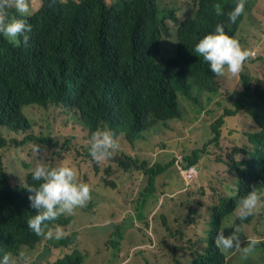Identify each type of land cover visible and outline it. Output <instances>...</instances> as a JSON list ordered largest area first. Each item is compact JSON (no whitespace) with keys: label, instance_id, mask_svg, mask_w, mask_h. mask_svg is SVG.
Listing matches in <instances>:
<instances>
[{"label":"trees","instance_id":"1","mask_svg":"<svg viewBox=\"0 0 264 264\" xmlns=\"http://www.w3.org/2000/svg\"><path fill=\"white\" fill-rule=\"evenodd\" d=\"M215 2L221 6L226 32L249 50L238 35L239 25L250 10L249 0L244 1V12L235 23L229 20L228 13L237 0H200L196 15L181 22L177 33L165 23L168 5L159 9L156 0H28L31 15L26 17L14 8L7 9L10 16L31 24L32 30L27 43H13L0 36V127L13 132L28 130L31 122L25 116L26 106L56 105L74 134L63 142L50 133L31 135L21 143L28 145L34 159L45 154L67 162L56 165L74 168L78 181L89 185L90 199L72 214L47 222L53 230L57 226L63 229L62 239L30 235L25 225L36 210L29 206L26 186L39 182L22 169L35 163L25 159L16 169L5 167L0 161V254L3 249L19 254L22 249L30 250L41 243L42 260L33 264H85L90 250L81 247L77 230L65 232L79 213L76 225L81 228L92 231L91 226L96 224L98 231L111 230L105 244L116 257L129 227L145 222L147 229L140 230L139 244L147 246L143 251L163 264H228L237 254L240 264H263L264 136L254 134L255 150L249 146L230 150L225 139L232 129L228 116L245 109L253 111L255 119L264 126V78H257L255 85L246 84L244 90L239 89L231 97L229 81L233 83L239 77H218L207 62L202 64L199 58L186 53L199 33L215 27ZM227 100L229 104L225 106ZM209 119L212 121L203 127L204 138L179 139L176 147L181 153H171L163 165L148 169L145 160L124 149L126 143L135 147L140 139H146L149 130L158 134V124L192 131L194 124ZM102 129L113 131L119 148L112 156L96 161L90 156L89 141L94 131ZM6 144L0 136V147ZM165 146V142L159 145ZM252 163L263 168L254 170ZM173 164L179 165L186 187L191 169L200 176L206 175L205 181L196 180L201 198L182 202L186 209L183 220L175 216L176 224L162 213L164 188L154 183L155 177ZM213 167L222 168L226 174L220 170L211 172ZM145 172L149 179L141 185L135 178ZM127 174L131 182L125 181ZM251 188L261 199L253 214L240 220L238 201ZM102 207L107 213H101ZM123 209L126 213L121 221H114ZM160 218L165 230H160L157 243L154 232ZM197 219L208 227L207 237L194 240L203 241L205 246L200 254L191 252L195 256L191 263L192 236L188 228ZM225 224L239 229L241 246L247 237L261 241L247 259L238 250L224 251L215 245L217 229ZM232 227L224 228L225 235L234 230ZM132 244L131 241L129 245ZM61 246L72 248L50 261L52 248ZM148 256L147 264H153Z\"/></svg>","mask_w":264,"mask_h":264},{"label":"rangeland","instance_id":"2","mask_svg":"<svg viewBox=\"0 0 264 264\" xmlns=\"http://www.w3.org/2000/svg\"><path fill=\"white\" fill-rule=\"evenodd\" d=\"M115 0H109L110 3ZM162 4L171 6H179L180 9L178 13L180 15L192 4L193 0H160ZM245 1V0H244ZM251 3L250 10L246 13L244 20L239 25L238 35L246 41L249 47L252 49L255 61L249 64L246 68L245 74H247L253 80L257 78H264V0H249ZM242 84L241 79H237L235 82L229 81L228 92L231 93V97L239 90ZM229 101L227 100L224 105L227 106ZM222 108V107H221ZM222 111H220L221 113ZM25 114L31 120V128L25 131L13 132L5 128L0 127V136H2L7 144L0 147V161L3 166L8 168H19L21 161L29 159L32 163H38L40 161L52 164H62L67 162L56 161L50 158V155L43 154L39 159H34L32 151L28 148L27 144L21 143L28 136H41L43 133H50L59 142H63L66 138L72 136L74 131L72 128L66 126L65 115L56 105L40 106L37 104L29 105L25 107ZM218 115V114H217ZM215 118V117H214ZM232 122V129L227 132V137L225 139V144L231 149L233 148H245L247 146L253 147L255 150V145L252 142L250 136L254 135L259 131L255 126L254 122L251 120L248 114L245 112H240L238 114H232L228 116ZM212 120L209 119L206 122L194 124L192 131H183L181 128L176 130L169 129L167 127L163 128L161 124L159 127L158 134L152 133L146 139H140L135 147L130 144H125L124 149L133 155L139 156L141 160L146 161L147 168L150 169L153 166L163 165L171 158V153H181L176 147L177 141L180 139L186 141L185 137L191 138H204L203 127ZM196 127V128H195ZM211 132V127L209 128ZM252 139L255 140L254 137ZM166 143L165 148L159 147V145ZM225 157L226 153H222ZM254 170H260L263 168L261 164H255ZM167 166V165H166ZM178 164H173L170 167H165L163 171L157 175L154 179L155 185L160 188H164L162 193V198L164 202V208L161 210L170 223L176 224L174 220L175 216H179L180 220H183V215L185 211V206L182 202H187L191 199L201 198V195L197 189V181H205L206 175H198L190 184L186 187L183 181V175H180ZM198 168V165H196ZM78 168V167H77ZM29 168H23L22 172L26 175ZM182 169V167L180 168ZM80 174L85 175V171L78 168ZM220 170L223 174L226 172L222 168L213 167L211 172H217ZM162 174V175H161ZM161 175V176H160ZM160 176V177H159ZM149 179V173L145 172L141 175L136 176L135 180L141 185H145ZM165 179V180H162ZM126 182H131V176L126 175ZM177 190L174 195L173 192ZM191 192V193H190ZM231 196V195H230ZM101 213H107L105 207L101 208ZM126 210H120L119 213L113 218L114 221L120 222L121 218L125 215ZM79 213L76 214L72 222L65 227V232L72 230H77V239L80 242L81 247L90 250V255L85 264H147L145 256L149 253L143 250L147 246L140 245L139 236L141 229H147L145 222H141L139 227H129L125 233V238L123 239V245L121 246V251L116 257L112 252V248L107 247L105 242L110 238L111 230L98 231L99 227L96 224L91 226V230L81 228L76 225V219ZM157 231L154 235L159 242L160 230H165V225L163 224L162 218L158 219ZM211 226V225H210ZM208 227L203 223V221L197 219L194 226L188 228V232L192 236V241L190 243V261L195 258L191 255L193 250H196L198 254L202 252L205 244L203 241L194 242L197 238L205 240L207 237ZM211 229V227H210ZM117 230V229H116ZM210 230L208 234L210 235ZM132 241V246L129 243ZM72 246L69 247H57L52 248L51 255L49 257L50 261H53L66 252L70 251ZM43 251V245L39 243L36 247L30 250L22 249L20 252L26 253L25 257H20L19 254L12 253L16 258L17 264H33V262L41 259L40 256ZM152 258V256H148ZM153 259V258H152ZM153 264H163L155 259H153ZM264 264V255L262 256ZM228 264H240L239 254L235 255ZM250 264V263H247Z\"/></svg>","mask_w":264,"mask_h":264},{"label":"clouds","instance_id":"3","mask_svg":"<svg viewBox=\"0 0 264 264\" xmlns=\"http://www.w3.org/2000/svg\"><path fill=\"white\" fill-rule=\"evenodd\" d=\"M156 3L159 9L165 6L160 0H156ZM9 8H14L21 17L31 15L28 0H0V36L13 43H19L21 40L27 43L29 39L28 33L32 30L31 24L15 15L10 16L7 10ZM199 8L200 0H193L192 4L180 15L178 13L179 6H168L165 11L167 14L165 23L169 29L177 33L181 22L188 17L195 16ZM212 10L218 16V19L213 24L215 27L209 31L206 29L199 33L193 40L195 43L192 48L190 50L187 49L186 53H191L195 58H199L202 64L203 61L207 62L210 71L218 77L232 75V77L242 79V84L239 88H236L237 90H244L246 84L255 85L257 79L253 80L245 74L247 66L255 61L252 49L243 48L237 39L226 32L224 21L220 17V14H223L222 9L217 2L214 3ZM243 12L244 0H237L234 8L228 13V18L235 23ZM218 20L220 22L216 24ZM169 56H173V54H169ZM242 112L249 115L257 129H259L258 132L264 136V126L260 125L255 119L254 112L249 109H245ZM26 119L31 122L27 116ZM252 137L254 135L250 136L254 143ZM89 145L90 156L96 161L112 156L113 152L119 148L118 140L110 129L94 131L91 134ZM40 157L41 155L37 159ZM181 170L185 174V169L182 168ZM190 172L193 173V176L186 177L187 185L199 175L195 169H191ZM29 174H31L33 181L39 183L26 186L29 206L36 210L35 215L31 216L26 222L25 228L27 232L30 235L35 233L57 240L62 239L65 234L63 229L57 226L53 230L48 226L47 222L54 221L64 214H72L78 207L85 206L90 199L89 185L78 181L76 170L70 166L62 165L57 167L56 164L40 161L27 170L26 175ZM260 199L261 196L257 191L251 188L238 201L237 218L244 220L252 215ZM226 226L232 227L231 224H225L223 228L217 229L214 236L215 245L224 251L238 250L242 258L247 259L261 241L255 237H247L246 243L241 246V241L237 234L239 229L232 227L234 230L230 234L225 235L224 228ZM45 229L48 230L45 231ZM3 251L0 254V264H17V260L11 251L5 249ZM19 256L23 258L26 253L20 252Z\"/></svg>","mask_w":264,"mask_h":264},{"label":"built area","instance_id":"4","mask_svg":"<svg viewBox=\"0 0 264 264\" xmlns=\"http://www.w3.org/2000/svg\"><path fill=\"white\" fill-rule=\"evenodd\" d=\"M188 176H189V177H192V176H193V173H192V172H190V173L188 174Z\"/></svg>","mask_w":264,"mask_h":264}]
</instances>
